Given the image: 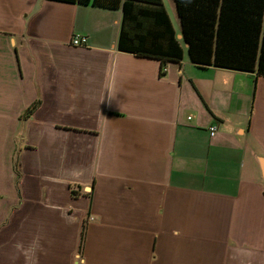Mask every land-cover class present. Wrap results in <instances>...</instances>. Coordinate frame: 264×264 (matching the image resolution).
<instances>
[{"label": "crops", "instance_id": "1", "mask_svg": "<svg viewBox=\"0 0 264 264\" xmlns=\"http://www.w3.org/2000/svg\"><path fill=\"white\" fill-rule=\"evenodd\" d=\"M120 20L0 0V264H264V77L160 76Z\"/></svg>", "mask_w": 264, "mask_h": 264}, {"label": "trees", "instance_id": "2", "mask_svg": "<svg viewBox=\"0 0 264 264\" xmlns=\"http://www.w3.org/2000/svg\"><path fill=\"white\" fill-rule=\"evenodd\" d=\"M47 1L119 11L118 51L157 60L160 76L166 64L182 61V42L189 62L197 68L264 77V0H172L179 33L162 0Z\"/></svg>", "mask_w": 264, "mask_h": 264}, {"label": "rangeland", "instance_id": "3", "mask_svg": "<svg viewBox=\"0 0 264 264\" xmlns=\"http://www.w3.org/2000/svg\"><path fill=\"white\" fill-rule=\"evenodd\" d=\"M163 6L168 14L170 22L176 33L180 32L179 21L175 12V6L172 0H162ZM183 50L186 52V46L181 42Z\"/></svg>", "mask_w": 264, "mask_h": 264}, {"label": "built area", "instance_id": "4", "mask_svg": "<svg viewBox=\"0 0 264 264\" xmlns=\"http://www.w3.org/2000/svg\"><path fill=\"white\" fill-rule=\"evenodd\" d=\"M71 44L74 46V47H84L85 44H86V38L83 37V36H75L73 39H72V42ZM216 133V127L214 126H211L209 128V135L211 137H213Z\"/></svg>", "mask_w": 264, "mask_h": 264}, {"label": "water", "instance_id": "5", "mask_svg": "<svg viewBox=\"0 0 264 264\" xmlns=\"http://www.w3.org/2000/svg\"><path fill=\"white\" fill-rule=\"evenodd\" d=\"M177 39L181 40L182 39L181 35H177ZM185 46L187 47V45H185Z\"/></svg>", "mask_w": 264, "mask_h": 264}]
</instances>
